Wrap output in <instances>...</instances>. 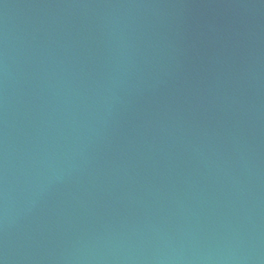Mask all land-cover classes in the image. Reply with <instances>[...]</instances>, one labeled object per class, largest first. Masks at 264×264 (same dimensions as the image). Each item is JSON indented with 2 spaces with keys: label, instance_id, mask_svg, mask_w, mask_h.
Returning a JSON list of instances; mask_svg holds the SVG:
<instances>
[{
  "label": "water",
  "instance_id": "1",
  "mask_svg": "<svg viewBox=\"0 0 264 264\" xmlns=\"http://www.w3.org/2000/svg\"><path fill=\"white\" fill-rule=\"evenodd\" d=\"M0 264H264V0H7Z\"/></svg>",
  "mask_w": 264,
  "mask_h": 264
}]
</instances>
